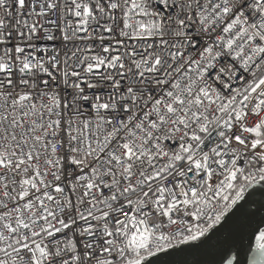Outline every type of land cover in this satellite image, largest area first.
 Wrapping results in <instances>:
<instances>
[{
	"label": "snow or ice",
	"instance_id": "snow-or-ice-1",
	"mask_svg": "<svg viewBox=\"0 0 264 264\" xmlns=\"http://www.w3.org/2000/svg\"><path fill=\"white\" fill-rule=\"evenodd\" d=\"M0 264H264V0H0Z\"/></svg>",
	"mask_w": 264,
	"mask_h": 264
}]
</instances>
